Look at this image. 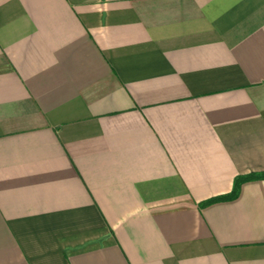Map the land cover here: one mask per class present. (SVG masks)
I'll list each match as a JSON object with an SVG mask.
<instances>
[{"label":"crops","instance_id":"0c3cea01","mask_svg":"<svg viewBox=\"0 0 264 264\" xmlns=\"http://www.w3.org/2000/svg\"><path fill=\"white\" fill-rule=\"evenodd\" d=\"M264 0H0V264H264Z\"/></svg>","mask_w":264,"mask_h":264},{"label":"trees","instance_id":"16d2710c","mask_svg":"<svg viewBox=\"0 0 264 264\" xmlns=\"http://www.w3.org/2000/svg\"><path fill=\"white\" fill-rule=\"evenodd\" d=\"M261 180H264V172L253 173V174H248L244 176H238L237 178H235L233 182L232 190L230 193L208 199L204 201L203 203H201L199 206L203 208V207L215 204V203L232 201L238 197L240 188L244 183L251 182V181H261Z\"/></svg>","mask_w":264,"mask_h":264}]
</instances>
